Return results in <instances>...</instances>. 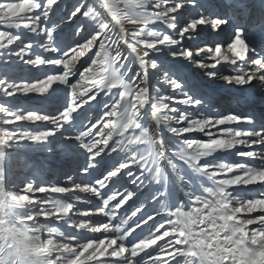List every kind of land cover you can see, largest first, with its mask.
<instances>
[{
    "label": "snow or ice",
    "instance_id": "1",
    "mask_svg": "<svg viewBox=\"0 0 264 264\" xmlns=\"http://www.w3.org/2000/svg\"><path fill=\"white\" fill-rule=\"evenodd\" d=\"M189 3L207 15L189 19L181 11L187 10ZM56 4L58 0H0V24L6 29L0 30V94L14 99L17 94L46 97L53 85L59 84L68 89L69 96L67 106L56 115L0 104V264H181L179 258H183V264H264V214L251 215L264 213V191L250 199L233 194L234 189L249 185L264 188V88L257 94L253 83L264 85V49L258 52L255 47L257 41L264 44V0H259V18L251 25L255 31L236 23L245 13L252 18L250 9L255 5L245 0H229L223 16L206 8L202 0H76L63 21L76 22L71 37L74 42H68L58 30L59 24L49 23ZM202 25H210L213 32L219 29L218 36L230 39V56L222 50L226 41L215 43L214 47L198 46L196 37L205 32L203 28L198 30ZM160 26H165V30H160ZM21 29L39 38L36 49L52 55L38 54L33 42L13 51L11 46L21 39ZM11 57L22 65H51L62 71L34 81H12L8 78L14 71ZM176 60L198 66L210 79L247 91L253 108L261 109L259 119L255 114L215 109L214 115L206 113L204 109L209 104L199 90L170 74V66ZM226 65L231 67L226 69ZM226 70L229 74H225ZM156 73H163L160 83L169 85L173 94H162L160 87L150 90V76ZM101 98L106 99L98 106L96 122H86L81 110ZM168 101L192 111L170 106ZM148 105L157 131L146 122ZM78 113V133L61 134L65 140L75 141L86 155L80 175L88 177L97 165L107 170L87 183H73L71 176L65 178L63 185L37 186L29 180L20 192L11 191L5 150L30 141L52 151L47 147L51 145L50 138L70 125ZM23 121L43 122V127L38 124L34 130H25L20 123ZM172 121L176 126L169 123ZM162 129L173 140L172 147L166 144ZM191 132L202 133L208 139L185 135ZM239 146L247 150L236 155L255 163L201 164L203 158ZM121 153L125 154L123 158ZM177 161L211 182L202 187L207 196L192 193L191 210H173L160 204L157 211L155 204L142 203L127 219L119 217L117 210L129 200L135 204L139 199L137 192L148 183L157 187L147 199L159 203L169 185L166 166L175 170ZM127 184L134 185V189L129 190ZM109 185H119L122 191H102L108 190ZM76 191L92 194L102 206L73 213L74 203L52 197L40 200L30 195ZM149 206L151 211L147 210ZM138 212L141 216L132 227L129 220ZM73 214L82 219H73ZM163 215L167 221L155 219ZM93 216L107 219L93 220ZM50 218L58 226L45 222ZM141 221L146 229L141 227ZM165 223L170 226L168 229ZM62 224L71 231L61 230ZM138 228L140 232H136ZM145 231L147 236L143 235ZM87 233L101 235L88 238ZM45 235L49 237L46 241L42 239ZM158 240L163 243L157 244ZM152 245L156 248L147 251Z\"/></svg>",
    "mask_w": 264,
    "mask_h": 264
},
{
    "label": "rangeland",
    "instance_id": "2",
    "mask_svg": "<svg viewBox=\"0 0 264 264\" xmlns=\"http://www.w3.org/2000/svg\"><path fill=\"white\" fill-rule=\"evenodd\" d=\"M202 2L205 4L206 8H209L215 11L217 14L223 16L224 11L226 9V5L229 3V0H202ZM245 2L250 5L253 4L255 5L254 9H250V12L252 13L251 20L249 19L247 13H245L241 17H238L236 20V23H239L240 26L246 28V24L252 25L255 22V20L259 18V0H245ZM75 3L76 0H58V4L53 5L52 11L49 16V23L59 24L58 30L62 31L65 34V36L68 38V42H74L71 40V37H72V33H74L73 25L76 22L74 21L73 24H68V23H64L63 21L68 15H70V12L73 10V7L75 6ZM186 9L187 10L182 9L181 11L184 12V15L189 19L192 17L198 18L200 14L207 15V13L204 12L203 9H194L191 3H189L186 6ZM229 14L231 13L229 12ZM221 27L227 28V26H221ZM201 28L205 29V32L202 33L200 36L196 37V41L199 47H214L215 43L226 41L222 43V50L229 56L231 55L230 53L227 52V42H230V39L224 36H218L217 32L220 31L219 29L217 30V32H213L210 25L198 26V30ZM0 30H6L3 24H0ZM7 30L13 32L17 31L16 29H7ZM160 30L162 31L165 30V26H160ZM251 30L255 31V29H251ZM167 32L173 33V30L167 29ZM19 35L21 36V39L18 40L16 44L11 46L13 47L12 48L13 51L15 49L18 50V48L22 47L24 43L33 42L34 51H36L38 54H41L43 56L52 55L50 53L44 52L42 49L39 48L36 49L35 45L40 42L39 38L29 35L27 32L23 31L22 29ZM256 45L260 46L259 48H257V51H260V49L264 48V44L260 43L259 41L256 42ZM203 55H208V54L204 53ZM167 59L170 61L173 60L172 57H168ZM11 60H12V64L14 65V71L9 75L8 78L12 81H16V80L18 82L19 80L34 81L36 78H43L48 74H52L54 71H62V68L57 69L56 66L46 65V66H39L37 68L31 65H22V63H18L16 61V58L14 57H11ZM77 67L78 68L80 67L79 63L77 64ZM170 67H171V73H170L171 75H173L176 78L183 79L188 84L189 87H194V88L198 87L199 89L198 88L197 89L199 90L201 97H204L202 95L206 93L220 94L219 100L216 103L214 102L210 103L211 101H213V98L210 101H206L209 104V107L205 108L204 111L209 115L215 114L212 111L213 109H215V111L218 112H221L222 110V112H233V113L238 110L247 111V109L248 111H250V112L247 111L248 113L256 114L257 112H259L258 109L253 108V106L250 104L249 98L246 99L242 97L244 94H247V91L240 89L239 86H236L234 84H227L225 82H224L225 84H219V85L210 84L209 82H207V80H210V78L204 74L203 69L199 68L196 65L189 64L187 61L184 60L173 61V65H171ZM225 67L227 69L230 68L231 66L226 65ZM82 70L83 69L81 68V71ZM150 72H152V70H150ZM225 74H229L227 70L225 71ZM162 75L163 73H156L155 75L150 76L151 89H154L155 87H160L162 94L165 95L173 94L171 92V88L169 85H164L160 83V78L162 77ZM219 81L221 82V80H218V82ZM253 83L255 85L258 83V81H254ZM247 87L248 86H245V88ZM204 91L206 93H202ZM241 91L244 93H241ZM103 99L106 98L98 99L96 102H93L91 107H88L86 105L85 110H81V113L86 115L87 117L86 122L89 120L93 123L96 122L97 119L96 115L99 114L98 106L101 104ZM239 99L241 100L239 101ZM68 101H69L68 89L59 84H54L46 97H35V94H29V96H23L21 94H17V97L14 99L11 97L5 98L2 96V94H0V104H3L4 106H10V108L12 109H21L24 111L39 110L47 115L58 114V112L62 111L67 106ZM167 103H169L170 106L173 107H180L181 110L192 111L191 109H186L185 106L177 105L172 101H168ZM217 103L218 104L220 103L218 108L216 107ZM81 113L76 114V119H74L70 123V125H65L64 128L60 130V132H57V134L54 137L50 138L51 145H48L47 147H50L52 151H47L45 145L34 144L30 141H21L20 143L22 146L19 148L13 146L11 148L6 149L7 151L6 155L8 159L5 162V168L9 178L8 187L11 191L20 192L23 188V183L29 180H31L37 186L40 185L51 186V185H63L65 183V178L68 176L73 177V183H79V182L87 183L103 174L104 171H100V169H102L103 167L97 165L96 168L91 170L88 177H82L80 175V170L85 166L86 155L83 153V150L79 147V145L75 141L65 140L61 134L64 133L65 135L71 136L78 133V131L80 130L79 129L80 126L76 125V123H79ZM20 123L23 125L25 130H30V131L36 129L38 124H40L41 127H43V122L32 123L30 121H23ZM169 123H171L173 126H176L174 121ZM47 126L51 127L50 124ZM5 127L11 129L13 126H5ZM98 127H102V125H98ZM65 129H68V131L65 132ZM93 131H96V129H93ZM105 131H107V129H105ZM185 135L194 139H201V140L208 139V137L204 136L202 133L198 134V132H191ZM234 152L235 153L238 152L236 148L235 150L232 149L231 151H228L226 157H224L220 161L227 162V160H230L229 156L235 155ZM242 160H244V162L251 161L249 158H243ZM72 161L73 162L75 161L74 164L72 165V168L67 169L68 170L67 174H63V171L66 169L65 164L67 162L70 164ZM213 161L215 160H212L208 163H214ZM253 163L255 162L253 161ZM178 168L183 172L182 176L183 177L185 176L186 182L189 183V185L187 186L190 189V192L188 191L190 193V196H192V193L203 194L204 196H207V194L202 193V187L208 186L211 183L210 181L207 180V178L195 173L192 169H189L186 165H183L177 161V169ZM59 170L61 172H59ZM59 174L60 176L62 175L61 180L58 177ZM52 175L57 176L56 177L57 179L55 177H51ZM134 187L135 186L133 185L132 187L129 186L127 188L129 190H132L134 189ZM144 189H141L140 191L137 192V196L139 197V199L135 201V204L133 203L132 200H129L126 201L125 204L122 205L121 208L117 210L119 217H123L127 219L129 216H131V212L134 211L137 206H139L142 203L146 204L145 201L147 198H143L142 196ZM261 191H264V188ZM261 191H259L258 195L255 196L258 197ZM113 192H118V191H116L115 188H112L107 191V194H113ZM166 192L171 197L169 199L172 202L171 206L173 210H175L176 207H182L183 210H190L188 207L180 203L181 202L180 198L179 197L177 198V195L175 194L174 185L171 182H169ZM233 194L237 196L238 191L233 190ZM30 195H33L34 198L40 200H45L48 199L49 197H52V198L63 199L65 202L74 203L76 205V208L78 209H75L73 213H75L77 210H88V209H93L98 205L102 206L101 202L98 201L96 197L93 196L92 194L80 193L78 191L69 192L66 194L36 192ZM76 197H80V199L77 200ZM117 198L119 199V196ZM242 214H238V215H242ZM255 215H259V214H255ZM140 216L141 213L138 212L135 217H131V219L129 220V224L132 225V227H135V222L137 221V218ZM91 218H93V220L107 219L105 217H95V216ZM40 219L43 220L44 218L40 217ZM73 219L78 220V219H82V217L75 214ZM160 221L165 222V220H160ZM45 222H51L53 223V226H58L55 224L53 218H50L49 221H45ZM116 222L118 223L119 219H117ZM151 223L152 221L149 222V224ZM141 226L142 228L145 229L147 228V225H144L142 221H141ZM59 227L61 228V230L71 231L70 229L67 228V225L62 224L59 225ZM127 227L128 225H125V228ZM253 227H258V225ZM165 229H161V232H163ZM148 234L149 233L147 231L143 233L144 236H147ZM77 235L80 234L77 233ZM85 236L91 238L92 236H99V235L97 233H88L85 234ZM47 238L49 237L45 235L42 239L46 241ZM165 239H167V237ZM161 243H163V241L160 240L157 241V244H161ZM153 248H156V245H152L150 248L147 249V251L150 252L152 251ZM164 258L169 259V257H164ZM181 264H183V261L181 262Z\"/></svg>",
    "mask_w": 264,
    "mask_h": 264
},
{
    "label": "bare ground",
    "instance_id": "3",
    "mask_svg": "<svg viewBox=\"0 0 264 264\" xmlns=\"http://www.w3.org/2000/svg\"><path fill=\"white\" fill-rule=\"evenodd\" d=\"M251 24H246V28H251V26H250ZM127 27H132L131 25H127ZM255 47L256 48H259L260 46H258V45H256V43H255ZM262 49H264V48H262ZM260 51H261V49H260ZM259 52V51H258ZM137 68H138V65L136 66ZM130 75H131V73H130ZM213 81V82H212ZM207 82H209L210 84H217V85H219V84H225L224 82H218V80L216 81V79H210V80H207ZM256 83V82H255ZM151 85V77H150V79H149V86ZM256 85V88L254 89L255 90V92L256 93H259L260 91H261V89L262 88H264V85H261L260 84V82H258L257 84H255ZM249 87V86H248ZM198 88V87H197ZM199 89V88H198ZM258 89V90H257ZM150 90H152L151 89V87H150ZM202 93H206L205 91L204 92H202ZM241 93H244V92H242L241 91ZM240 93V94H241ZM247 94H249L248 92H247ZM244 95H246V94H244ZM244 95L242 96V97H244ZM202 96H204V97H202L203 99H205V101H210V100H212V98H213V101H211L210 103H212V102H214V103H216L218 100H219V96H220V94H217V93H211V94H209V93H206V94H204V95H202ZM239 96V95H238ZM217 99V100H216ZM242 99V98H241ZM241 99H239V101L241 100ZM250 99V98H249ZM219 105H220V103L218 104L217 103V105H216V107L218 108L219 107ZM147 107V109H148V111H147V109H146V111H147V115H146V122H147V124H148V126L150 127V128H152V130L153 131H157V125H156V121L152 118V116H151V106L150 105H148V106H146ZM256 109H258V111L259 112H257L255 115L257 116V119H259V115H260V111H261V109L259 108V106H256L255 107ZM221 112H222V110H221ZM248 112H250V111H248ZM247 111H244V110H238V111H236V112H234V114H239V115H249V114H252V113H248ZM223 113H228V112H223ZM233 113V112H232ZM76 125H79V123H76ZM160 127H163V125L161 124V126ZM79 129H80V127H79ZM198 134H200L199 132H198ZM161 135L165 138V142H166V144L169 146V147H172L173 146V140L171 139V138H169L168 136H167V133L166 132H164L163 131V129H162V131H161ZM198 136V135H197ZM196 136V137H197ZM200 138V137H199ZM111 143V142H110ZM237 149V151H243V150H247V149H245V148H243V146H239L238 148H236ZM233 150H235V148L233 149ZM6 151V150H5ZM7 152V151H6ZM227 153L228 152H222V151H218V152H216V153H214L213 155H211V156H209V157H206V158H203L202 160H201V164H205V163H208V162H210V161H212V160H215V161H213L214 163L215 162H218V161H220V160H222L224 157H226V155H227ZM234 154L235 155H233V156H229L230 158V160H227V163L229 162V163H253V161L251 160L250 162H244V160H242L244 157H241V156H237L236 155V153L234 152ZM113 155H115V154H113ZM124 153H121L120 154V156H121V158H123L124 157ZM243 161V162H242ZM75 162V161H74ZM74 162L72 161L70 164L67 162L66 164H65V166H66V169L63 171V174H67L68 173V170L67 169H71L72 168V165L74 164ZM70 166H69V165ZM64 166V165H63ZM61 169V168H60ZM107 169L106 168H102V169H100V171H106ZM122 171H126V169L125 170H122ZM59 172H61L60 170H59ZM166 173H167V175H168V177H169V182H171L173 185H174V189H175V194L177 195V198L179 197L180 198V203L181 204H183V205H185L186 207H188L190 210H191V206H192V196H190V189L188 188V186L187 185H189V183L188 182H186V180H185V176L183 177L182 176V174H183V172L181 171V170H179V168L178 169H175V170H173V169H171V168H169V167H167L166 166ZM196 173V172H195ZM8 175V174H7ZM51 177H57V176H55V175H52ZM58 177H59V179L61 180V178H62V175L60 176V174L58 175ZM57 179V178H56ZM183 180V181H182ZM185 180V181H184ZM132 187L133 185L132 184H127V186L126 187ZM117 187V188H116ZM155 187H157V186H154L153 184H151V183H149L147 186H145V189H144V191H143V194H142V196H143V198H148L147 196H148V193L151 191V190H153ZM112 188H115L116 189V191H118V192H120L121 191V187L119 186V185H116L115 187H113L112 185H109V189L108 190H110V189H112ZM191 189H192V187H191ZM263 188L259 185V184H257V185H249L248 186V188H237V189H234V191H238V194H237V196H241V197H243V198H247V199H250V198H253L255 195H258V192L259 191H261ZM108 190H102V191H108ZM230 191H232V189H229ZM189 191V192H188ZM85 197V196H84ZM83 197V198H84ZM169 198H171L169 195H168V193L166 192V195L164 196V197H161L160 198V200H159V203H156V202H154L153 200H151L150 198L149 199H147L145 202H146V205H152V204H155V209L157 210V211H159L160 210V207H161V205L160 204H162V205H164L165 207H171L172 208V206H171V200L169 199ZM91 199V198H90ZM179 203V202H178ZM82 204V203H81ZM181 206V205H180ZM76 209H78V208H76ZM75 210V209H74ZM73 210V211H74ZM148 210H152L151 209V207L149 206V208H148ZM255 214H264V213H259V212H255V213H252L251 215H255ZM242 215H244V214H242ZM75 216V214H73V217ZM91 219H93V218H91ZM155 219H157V220H165V221H167V219H168V217L166 216V215H163V216H157V217H155ZM150 222V221H149ZM253 226H256V225H253ZM252 226V227H253ZM142 227V226H141ZM170 226L166 223V225H165V228H169ZM136 232H140V229L138 228V229H136ZM88 234V233H87ZM99 236L101 235V234H99V233H97ZM135 234V233H134ZM94 235V234H93ZM88 237V236H87ZM141 255H143V253H141ZM180 260H181V262L183 261V258H179Z\"/></svg>",
    "mask_w": 264,
    "mask_h": 264
}]
</instances>
